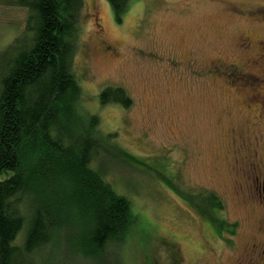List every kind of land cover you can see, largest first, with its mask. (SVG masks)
I'll use <instances>...</instances> for the list:
<instances>
[{
	"label": "rangeland",
	"instance_id": "1",
	"mask_svg": "<svg viewBox=\"0 0 264 264\" xmlns=\"http://www.w3.org/2000/svg\"><path fill=\"white\" fill-rule=\"evenodd\" d=\"M82 1L77 108L97 117L116 156L98 165L138 218L82 264H242L264 246V0H130L121 21L107 0ZM15 3L0 0V59L24 31ZM107 89L128 103H100Z\"/></svg>",
	"mask_w": 264,
	"mask_h": 264
},
{
	"label": "trees",
	"instance_id": "2",
	"mask_svg": "<svg viewBox=\"0 0 264 264\" xmlns=\"http://www.w3.org/2000/svg\"><path fill=\"white\" fill-rule=\"evenodd\" d=\"M13 1L28 15L0 59V264L86 263L124 240L138 218L98 165L101 153H113L97 117L83 119L77 108L72 63L83 1ZM107 1L121 21L130 0ZM109 101L128 103L121 89L100 95Z\"/></svg>",
	"mask_w": 264,
	"mask_h": 264
},
{
	"label": "flooded vegetation",
	"instance_id": "3",
	"mask_svg": "<svg viewBox=\"0 0 264 264\" xmlns=\"http://www.w3.org/2000/svg\"><path fill=\"white\" fill-rule=\"evenodd\" d=\"M261 222H262V224H264V216L262 217ZM210 225H212V223H210ZM212 227H213L212 230L214 232L215 238L220 237V234H219L220 228H217V227H215L213 225H212ZM222 231H223V229H222ZM256 248H260L261 251L260 252H258V251L256 252L255 251ZM172 264H177V262L176 263L174 262ZM242 264H264V246L262 245V246L259 247L256 244L255 245L246 246L242 250Z\"/></svg>",
	"mask_w": 264,
	"mask_h": 264
}]
</instances>
